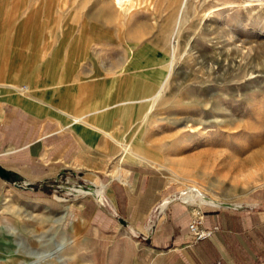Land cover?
Listing matches in <instances>:
<instances>
[{"label": "rangeland", "instance_id": "rangeland-1", "mask_svg": "<svg viewBox=\"0 0 264 264\" xmlns=\"http://www.w3.org/2000/svg\"><path fill=\"white\" fill-rule=\"evenodd\" d=\"M4 1L6 13L13 8L22 27L40 18L44 41L52 20L56 35L62 26L60 39L67 35L65 24L97 23L103 50H114L111 34L118 32L145 54L131 67L134 91L114 103L119 126L111 129L121 141L119 158L147 162L127 151L132 150L161 161L148 163L165 172L192 208L264 202V0ZM83 36L81 29L74 35L78 41ZM38 56L44 74L60 66L56 53L47 55L46 43ZM124 60L97 63L111 61L113 67ZM101 191L102 185L67 172L32 188L10 186L0 202V228L10 235L1 240L19 241V249L8 257L16 264H85L68 226L85 197L109 208ZM5 254L0 248L2 264Z\"/></svg>", "mask_w": 264, "mask_h": 264}, {"label": "crops", "instance_id": "crops-1", "mask_svg": "<svg viewBox=\"0 0 264 264\" xmlns=\"http://www.w3.org/2000/svg\"><path fill=\"white\" fill-rule=\"evenodd\" d=\"M4 3L0 0V165L9 175H0V202L10 186L22 182L32 188L67 172L102 185L101 197L109 204L85 197L72 228L69 223L71 242L85 264H264V202L200 204L203 225L215 227L210 236L192 239L187 229L192 207L165 172L119 158L121 141L111 129L119 126L114 103L134 91L131 67L145 55L134 49L133 38L115 32L114 50H103L97 23L65 24L67 35L60 39L62 26L56 35L52 20L44 41L40 18L22 27ZM80 29L84 36L78 41ZM44 43L60 64L46 74L38 70ZM98 58L125 60L102 67ZM0 230L4 264H16L8 253L18 252L19 241L8 237L4 243L1 235L10 234Z\"/></svg>", "mask_w": 264, "mask_h": 264}, {"label": "built area", "instance_id": "built-area-1", "mask_svg": "<svg viewBox=\"0 0 264 264\" xmlns=\"http://www.w3.org/2000/svg\"><path fill=\"white\" fill-rule=\"evenodd\" d=\"M213 226H204L202 223V211L199 206L190 208L187 220V229L190 238L197 239L210 236Z\"/></svg>", "mask_w": 264, "mask_h": 264}, {"label": "bare ground", "instance_id": "bare-ground-1", "mask_svg": "<svg viewBox=\"0 0 264 264\" xmlns=\"http://www.w3.org/2000/svg\"><path fill=\"white\" fill-rule=\"evenodd\" d=\"M172 57H173V55H172ZM174 58V57H173ZM173 58H172V60H173ZM170 70H171V65H170ZM170 70L168 71V73H167V75L165 76V78H163L162 79V81H161V83H160V85H159V88L156 90V92L154 93V100H156L157 98H158V96L161 94V92H162V90L164 89V86H165V84H166V79H167V76H168V74H169V72H170ZM149 111V110H148ZM149 113V112H148ZM145 115H144V117L146 116V112L144 113ZM129 153H131L135 158H137V159H143V160H147V162H151V163H154V164H156V165H162V162L161 161H159V160H156V159H150V158H148V157H145L144 155H143V153L142 152H140V151H136V152H134V151H132L131 150V152H130V150H127ZM121 170V169H120ZM120 172V171H119ZM115 174V173H114ZM174 174H176V176L178 177V175H177V173H174ZM118 175V174H117ZM185 178V177H184ZM187 178V180H190L191 178H188V177H186ZM192 180V179H191ZM185 184V183H184ZM206 198H208L209 200H211L209 197H207L206 196ZM187 201H189V200H187ZM212 201V200H211ZM194 202H197V203H199V200H192V203H194ZM59 246V245H58ZM62 246V245H61ZM60 248V247H59Z\"/></svg>", "mask_w": 264, "mask_h": 264}, {"label": "water", "instance_id": "water-1", "mask_svg": "<svg viewBox=\"0 0 264 264\" xmlns=\"http://www.w3.org/2000/svg\"><path fill=\"white\" fill-rule=\"evenodd\" d=\"M0 175L4 177H7L9 175V171L6 168H3L1 165H0Z\"/></svg>", "mask_w": 264, "mask_h": 264}]
</instances>
